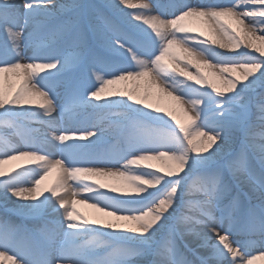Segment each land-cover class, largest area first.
<instances>
[{"label": "snow or ice", "instance_id": "obj_1", "mask_svg": "<svg viewBox=\"0 0 264 264\" xmlns=\"http://www.w3.org/2000/svg\"><path fill=\"white\" fill-rule=\"evenodd\" d=\"M0 201L32 221L0 218V264H253L264 0H0Z\"/></svg>", "mask_w": 264, "mask_h": 264}, {"label": "bare ground", "instance_id": "obj_2", "mask_svg": "<svg viewBox=\"0 0 264 264\" xmlns=\"http://www.w3.org/2000/svg\"><path fill=\"white\" fill-rule=\"evenodd\" d=\"M191 25L194 27H198L201 30H205L206 31V27L203 24L202 21H198V20H193L190 21ZM31 54V53H29ZM194 71V69H192ZM18 78L13 77V87L16 86V81ZM134 84L132 81H127V82H118L114 85H109L108 86V91H117V90H125L126 88H131L133 87ZM136 86L139 88V90L143 91V89L146 87V84L143 80L136 82ZM161 106L162 107H166L169 110H172L175 112V114L177 115L178 118H180L182 121L187 122V116L185 115L184 111L179 107V105H177L174 101L171 100V98L168 97H164L161 100ZM185 107H187V105H185ZM32 127H40V125L38 123H33ZM13 142L14 143H22V141H20L19 137H15L13 138ZM22 150H34V149H22ZM53 159L55 158H59L58 156H54L52 157ZM26 160L25 158H20L17 160H13V161H8L3 165V168L5 171H9L10 169H12L13 167H15L16 165H20V164H25ZM150 163L156 165L157 167L162 166L163 162L159 161V160H154L151 161ZM56 179V170L53 171V173H51L41 184V188H45V187H50L51 184L55 181ZM103 182L109 184L110 186H114V187H127L126 182H124L123 180L119 179V178H101ZM71 183V182H69ZM27 186H31V185H27ZM72 190L71 189H67L66 191L62 192L61 194L64 195V197L66 199H72ZM79 200H83V199H87L86 196H79L76 197ZM13 200H15V198H13ZM77 208L84 213V215L89 219V220H93V219H104V220H109L112 219L114 220V218L111 217H106L103 213L99 212L98 210L89 207L88 205H84V204H78ZM0 218H6L12 222H17L18 221H27L30 224L32 223L31 220L22 217L20 215L17 214V212L14 210V204L9 202L7 204V206H5L4 202L0 201ZM121 223H128V222H121ZM107 231V230H105ZM223 234V233H222ZM105 240H109V237H104ZM231 239V237H230ZM113 241V240H112ZM251 254L253 256H256L257 259H255L253 261V264H264V249H260L258 246H254L252 248H250Z\"/></svg>", "mask_w": 264, "mask_h": 264}, {"label": "rangeland", "instance_id": "obj_3", "mask_svg": "<svg viewBox=\"0 0 264 264\" xmlns=\"http://www.w3.org/2000/svg\"><path fill=\"white\" fill-rule=\"evenodd\" d=\"M84 2L85 3H104V1L103 0H84ZM18 222H21V221H18ZM25 223H29V222H27V221H24ZM30 224V223H29ZM112 242V244L114 245V246H117V245H119V243L120 242H118V241H115V240H113V241H111ZM102 251H105V254L107 253V252H111V251H113V249L112 248H101V252Z\"/></svg>", "mask_w": 264, "mask_h": 264}]
</instances>
